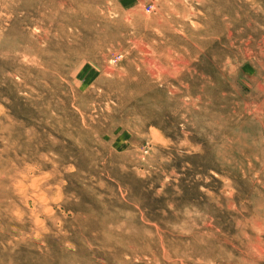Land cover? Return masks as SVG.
Returning a JSON list of instances; mask_svg holds the SVG:
<instances>
[{"label": "rangeland", "instance_id": "rangeland-1", "mask_svg": "<svg viewBox=\"0 0 264 264\" xmlns=\"http://www.w3.org/2000/svg\"><path fill=\"white\" fill-rule=\"evenodd\" d=\"M0 264H264V0H0Z\"/></svg>", "mask_w": 264, "mask_h": 264}, {"label": "bare ground", "instance_id": "bare-ground-1", "mask_svg": "<svg viewBox=\"0 0 264 264\" xmlns=\"http://www.w3.org/2000/svg\"><path fill=\"white\" fill-rule=\"evenodd\" d=\"M115 240V239H114Z\"/></svg>", "mask_w": 264, "mask_h": 264}]
</instances>
